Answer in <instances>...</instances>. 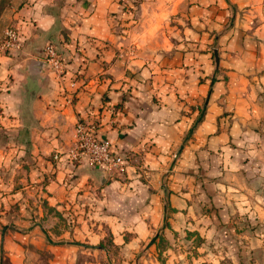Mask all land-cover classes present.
<instances>
[{"label":"crops","instance_id":"1","mask_svg":"<svg viewBox=\"0 0 264 264\" xmlns=\"http://www.w3.org/2000/svg\"><path fill=\"white\" fill-rule=\"evenodd\" d=\"M19 1L12 0L5 13L11 11L20 29L23 55L6 56L9 82L0 96L4 123L17 130L20 142L31 143L6 154L25 156L19 166L32 158L37 172H52L44 186L49 204L86 205L88 179L101 170L109 176L108 192L119 194L128 186L121 180L132 172L127 158L123 170L70 159L75 126L82 121L111 141L117 154L146 149L145 158L157 171L180 151L170 187L161 186L159 172L152 173V187L164 190L152 197L157 212L169 205L185 215L193 202L174 192L190 182L227 208L224 221L233 213L246 219L254 213L264 223V176L255 177L252 166L255 161L256 170L264 171V0H140L134 11L131 0H26L13 13ZM233 17L234 27L219 38L223 51L212 64V55L200 48ZM49 43L65 55L66 71L49 70L30 87L23 65L43 59ZM176 90L187 94V104L176 101ZM106 199L97 202L104 206ZM46 227L17 232L21 242L5 235L4 259L23 264L28 251L23 243L44 244L52 237ZM229 230L222 226L221 236ZM67 233L59 237L73 233L86 239L68 244L67 252L94 246L85 225Z\"/></svg>","mask_w":264,"mask_h":264},{"label":"rangeland","instance_id":"2","mask_svg":"<svg viewBox=\"0 0 264 264\" xmlns=\"http://www.w3.org/2000/svg\"><path fill=\"white\" fill-rule=\"evenodd\" d=\"M25 2L20 0L13 13ZM11 4L12 0H0V93L5 91L9 82L6 56L15 54L18 58L17 54L20 53V58L23 55L21 51L9 52L4 47L6 29L20 31L11 11L5 13ZM234 18L227 22L225 31L218 34L211 32L209 37L213 42L200 48L201 52L212 55V64L223 51L219 38L229 34L231 27H234ZM160 33L158 30L157 35L160 36ZM204 64L200 63V70H203L201 66ZM174 95L176 101L188 103L186 93L176 90ZM4 111L0 96V264H9V260L4 259L7 255V250L3 249L7 244L5 235H12L21 242V234L17 232L24 233L42 224L47 226L45 230H49L52 237L44 238V244L38 246L23 243L28 249L23 264H62L60 260L64 264H264V223L254 213L247 219L245 215L235 217L233 213L230 221L226 222L227 208L214 204L213 195L208 192L201 195V191L192 187L190 182H184V188L174 192L190 196L193 202L192 207L184 209L185 215L169 205L157 212L152 197L164 190L152 187V173L159 172L161 186L170 187L181 161L180 151L177 150L171 153L166 165L158 171L145 158L146 149L127 151L126 158L132 166V174L126 173L125 178L121 179L129 181L125 189H120L121 196L105 190L109 176L102 182L100 174L96 172L88 179L86 198L90 202L86 205L57 208L49 204L44 186L53 180L52 172H37V161L32 158L27 159L29 163L26 166H19L25 156L16 153L12 159V154H6L13 149L26 150L23 145L31 143V140H18L17 130L4 123ZM27 147V152H31L32 144ZM262 162L260 168H264V160ZM252 166L255 177L264 176V171L256 170L259 164L253 161ZM195 177L190 175V181L194 182ZM27 184L31 185L29 191L23 189ZM105 198H108L105 201L107 205L102 206L97 202ZM84 225L93 234L94 246L67 252L64 248L68 244L86 239L73 233L64 237H59V234L73 232L77 226L84 228ZM222 226L231 227L230 234L222 237Z\"/></svg>","mask_w":264,"mask_h":264},{"label":"built area","instance_id":"3","mask_svg":"<svg viewBox=\"0 0 264 264\" xmlns=\"http://www.w3.org/2000/svg\"><path fill=\"white\" fill-rule=\"evenodd\" d=\"M4 47L9 52L23 49L19 30L6 29ZM43 60L48 62L53 71L63 74L66 71L65 55L54 43H49L44 49ZM75 143L69 150V157L74 163H88L91 166H102L108 170L124 169L125 155L113 152L111 141L101 139L82 121H79L74 130ZM58 157V155H57Z\"/></svg>","mask_w":264,"mask_h":264},{"label":"water","instance_id":"4","mask_svg":"<svg viewBox=\"0 0 264 264\" xmlns=\"http://www.w3.org/2000/svg\"><path fill=\"white\" fill-rule=\"evenodd\" d=\"M53 71V67L43 59H30L23 65V72L27 85L30 87L38 86L41 80L45 79L47 71ZM102 182L108 178V173L104 170L100 171Z\"/></svg>","mask_w":264,"mask_h":264},{"label":"trees","instance_id":"5","mask_svg":"<svg viewBox=\"0 0 264 264\" xmlns=\"http://www.w3.org/2000/svg\"><path fill=\"white\" fill-rule=\"evenodd\" d=\"M140 0H131V3H133V6L130 7L133 11L135 10V8L138 6ZM125 8L128 9V6L125 5Z\"/></svg>","mask_w":264,"mask_h":264}]
</instances>
